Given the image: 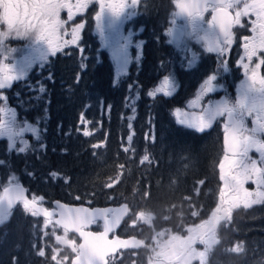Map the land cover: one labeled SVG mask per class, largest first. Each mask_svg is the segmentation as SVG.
<instances>
[{"label":"trees","instance_id":"obj_1","mask_svg":"<svg viewBox=\"0 0 264 264\" xmlns=\"http://www.w3.org/2000/svg\"><path fill=\"white\" fill-rule=\"evenodd\" d=\"M172 7V0H148L141 12L145 31H152L155 59H163L167 51L162 36L170 26ZM93 45L92 51L67 48L49 59L48 72L42 76L45 91L37 100L27 101L28 95L16 97L15 104L7 100L21 117L38 124L39 141L19 153L8 151L7 142L0 138V160L5 161L0 166L1 186L9 184L14 174L28 196L43 197L45 205L54 199L90 206L128 203L133 212H153L156 230L177 231L182 221L186 225L207 219L219 194L222 121L197 132L172 121L169 108L176 106L174 101L146 97L157 78L147 49L142 69L136 75L130 72L142 91L135 118L128 121L127 86L132 77L117 84L111 62L102 52L96 54L97 45ZM36 67L30 76L32 87L38 80L32 77ZM20 86H13L7 98ZM146 154L151 164L140 163ZM113 181L112 188L106 187ZM192 211L199 215L193 217ZM165 215L170 219L165 221ZM53 231L57 230L42 228V219L18 204L0 224V264H55L51 259L56 247ZM219 235L221 243L210 254V264H264L263 208L259 213L254 208L239 209ZM237 243L243 245V252L227 251ZM40 248L45 250L44 257L37 255ZM149 255L142 248L121 251L114 264H147Z\"/></svg>","mask_w":264,"mask_h":264},{"label":"snow or ice","instance_id":"obj_2","mask_svg":"<svg viewBox=\"0 0 264 264\" xmlns=\"http://www.w3.org/2000/svg\"><path fill=\"white\" fill-rule=\"evenodd\" d=\"M142 2L143 0H75L74 3L72 0H0V25L6 26V30H0V56L4 57L0 59V101L4 102V106H0V137H7L10 152L27 151L29 143L24 139V133L36 134L38 130L27 121L17 122L16 111L7 106L8 98L2 90L11 88L14 81L23 79L34 63L43 65L49 56H56L64 48L70 45L78 47L80 32L85 24L75 23L74 17L92 4L99 7V11L95 13L96 29L106 46L112 49L117 75L123 74L130 59L127 50L133 42V33L121 36L120 26L125 20L137 15V7ZM172 3L176 11L171 13V26L165 34L170 38L168 43L182 46L187 66L192 68L196 64L197 53L188 48L184 38L203 42L205 50L215 52L218 57L216 70L200 85L197 100L189 102L190 108L197 106V102L207 93L223 88L218 77L229 70L228 61L223 57L236 39L234 29L247 28L252 33L250 36L240 37L243 41L244 56L237 63L244 68L245 79L238 85L235 101L226 96L219 101H209L201 105L199 114L182 113L181 109L174 112L177 123L197 132H204L219 118H225L224 155L218 165L219 179L223 182L219 188V203L211 215L207 219H201L198 224L189 223L185 226L182 221L177 225V231L167 228L156 230L153 212H133L128 203L118 208L90 209L72 208L56 202L59 211H50L41 206L43 197L33 195L29 199L25 195V189L12 174L9 177L10 183L4 184L3 192L0 193V222L11 215L17 204H22L24 210L34 217L43 216L45 227L53 224L52 217L57 216L53 227L62 228L63 235H57L55 231L52 235L55 236L56 243L63 245V248H53L56 254L52 255L51 259L56 261V264H64L66 261H70V264H114V254L118 249L140 248L150 253L147 264H210V254L215 246L221 243L219 230L232 221L233 209L241 204L244 208L264 204V75L260 73L264 65V0H172ZM64 10L67 11V20H63L60 15ZM205 13H210L211 18H206ZM252 16L255 19H251ZM244 17L249 19L242 22ZM178 19L184 23L177 25ZM68 22L74 25L70 32L65 27ZM64 36H70L71 39H64ZM13 38L28 41L27 54L19 61L13 59L12 63H5L4 60L8 59L11 53L19 51L6 47V41ZM141 44L142 42L136 43L137 49ZM245 58L248 63H244ZM139 59L138 53L136 60ZM253 64L254 67L251 66ZM175 89V78L169 73L163 77L160 85L148 91L147 95L153 99L157 98V93L171 96ZM38 91H45L43 85L39 86ZM130 99L132 98H126V107L131 106L135 111V105H129L127 102ZM248 119H251V127L246 123ZM89 134L87 131L84 133L85 136ZM131 139L130 136L129 140ZM128 150L124 149L125 152ZM252 151L259 154L258 159L249 155ZM145 162H152L147 154L140 161L141 164ZM4 164L5 161L0 160V166ZM120 167L123 168L124 165ZM51 175L56 177L57 174ZM249 181L255 185L252 190L245 187ZM115 182L106 184V187L112 188ZM144 196L147 198L149 193L146 191ZM184 199L190 200L189 197ZM172 207L175 208V205ZM130 214L135 216L130 222V227H137L138 221L153 227L150 242L135 236L121 239L114 235L109 239V233H114ZM178 215L182 216L183 213ZM191 215L196 217L199 213L192 211ZM163 219L167 221L170 217L165 215ZM101 222L102 231L91 229L92 225L100 227ZM182 231L187 234H181ZM197 245H202L203 248H198ZM66 250H70L69 254L58 259V254ZM227 251L241 253L244 248L241 243H237ZM37 255L44 257L45 250L38 249Z\"/></svg>","mask_w":264,"mask_h":264},{"label":"rangeland","instance_id":"obj_3","mask_svg":"<svg viewBox=\"0 0 264 264\" xmlns=\"http://www.w3.org/2000/svg\"><path fill=\"white\" fill-rule=\"evenodd\" d=\"M147 1L148 0H143L142 4H140L137 7V15L136 16L132 17L129 20H125L123 22V24L120 26V35L121 36H127L129 34V32L133 33V36H132L133 42L128 47V50H127L128 56L130 57V59H129V63L127 64V67L125 69V72L123 74H121L119 76L117 75V67H116V62H115L114 57H113L112 49L109 48L108 46H106L104 40H102V38L99 34H98L99 37L96 38V45H97L96 54L102 52L106 55L108 60L112 62L114 68L116 69L115 81L117 84H120V83L124 82L125 79L132 77L130 75V72H132L131 68H133L135 65H137L136 64V62H137L136 56L138 54V51L136 48H134L135 46H134L133 37H134L135 33L140 31L141 29L140 28L134 29L133 27L136 25L139 26L141 24V22H140L141 12H142L143 6L145 5V3ZM172 9H173V7H172ZM82 13H80L79 15H82ZM76 17H74L75 23L83 22L82 20H79ZM250 18L255 19L254 16H252ZM248 19L249 18H246L244 21H247ZM183 23H184V21H180V22H177V25H181ZM73 26H74L73 24L69 25L68 32L71 31V28ZM248 27H250V24L248 25ZM82 31H83V29L80 32V40H81ZM235 31L239 35L240 34L249 35V36L252 35V33L250 31H248L247 28L237 27V28H235ZM238 39H239V37H238ZM79 43H80V41L78 42V44ZM167 43H168V40H167ZM184 43L187 44L188 48H190L193 52L197 53L196 64L192 68H189L187 66V59L185 58V54L181 50L182 46L177 47V45L175 43H168L169 45L166 47L167 51H166V53H164L163 59L159 58V59L154 60L153 65L155 68L153 67V73L155 75H157V78H154V84L148 90V91L154 90L155 87L159 86L165 75H168L169 73H171L174 76L175 83H176V89L172 93V95L171 96H164L163 93H157V97H163V98L171 99L172 102L173 101L175 102L176 106L169 108V116L171 117L172 121L178 125H181V124L177 123V117L174 115V112L176 109H181L182 113L187 112V113L199 114V112L201 110L200 106L207 104L209 101H213V102L219 101L220 99L227 96L228 98H230L231 101L234 102L236 99V96H237V92H238V85L240 84V82L242 80L245 79L244 68L237 63V61H239L241 59V57L244 56V49L241 45L232 43V45L227 49V51L225 52V55L223 57L224 60L228 61L229 70H228V72L223 73L222 76L218 77V81L220 84L223 85V88H220L215 92L207 93L203 97L202 100H199L197 102V106L190 108L189 102L197 100V93L200 90V85L203 83V81L207 78L208 75L212 74L216 70L218 57H217V54L215 52H207L205 50V46H204L203 42L198 43L195 39L184 38ZM68 47H66V48H68ZM73 47L78 48L79 46L77 47L76 45H73ZM64 50H65V48L62 51H64ZM58 53H60V52H58ZM189 55H190V53H189ZM85 58H86V56H83L82 59L84 60ZM0 59H4V57L0 56ZM13 59H15L16 61L18 60V58L15 55L11 56L10 61L13 62ZM254 60H255V58H254ZM46 62H44L43 65L46 64ZM244 63H248L246 58L244 60ZM141 64H142V62L140 63V66L135 68V69L136 70L140 69ZM43 65H41L39 62L34 63L32 65V67L28 70L26 75L31 76L33 74L34 68L37 66L35 69V73L37 76H40L39 71L41 69V66H43ZM251 66L254 67V64ZM83 68H84V65H83ZM260 73H261V75H264V65H262V67L260 69ZM148 74L151 77L150 73H148ZM45 79L46 78L41 77L35 83L36 84L35 87L31 86L30 80L25 81V85H26L25 88L26 89H25L24 93L22 91L18 90V87H17L16 90L19 93V95L17 93H15L13 97L7 99L8 102L13 101L15 104L16 99H17L16 97H19L21 95H23V96L28 95L25 98L27 101L28 100H37L38 98H40L44 94V92H42V93L39 92L38 88L40 85H43V87H44ZM13 83H14L13 86L20 85L18 82H13ZM33 89H36V90L33 92ZM140 89H141L140 85L136 82V80H133V77H132L130 84L127 86L128 98L131 97L132 99L128 100L127 102L129 105H132V104L135 105V111L132 110L131 106H128V109H129L128 121H131L132 119L135 118L136 107H137L136 104H137L138 96L142 91V89L141 90ZM147 93H146V97H149L147 95ZM30 94H33V95H30ZM150 98H152V97H150ZM8 102H7V106L15 109V111H16L18 123H22L24 121H27L29 124L35 126L38 130L36 134L31 133V132L24 133V139H26L28 141L29 145H30V143L38 142L39 141L38 124L29 122L24 115L21 117V115H20L21 113L18 112V110L14 106V104H13V106H11V105H9ZM0 106H4L3 101H0ZM181 118H183V116H181ZM221 118H219V119L221 120ZM216 122H214L213 124H216ZM246 123L249 125V127H251V119H248L246 121ZM221 128L223 129V125L221 126ZM0 138H4V140L7 142V144L9 143L7 137H0ZM149 139H151V135H150ZM17 143H18V141H17ZM14 152H16V151H14ZM250 156L258 159L259 154L256 153L255 151H253V153H251ZM222 183L223 182L220 181V185H222ZM245 187L252 190L255 188V185L249 181L248 183L245 184ZM2 188H3V186H1V181H0V191ZM31 198L32 197H30V199ZM217 203H219V194H218V200L216 201V205H217ZM41 204L45 205V203L43 201L41 202ZM216 205H215V207H216ZM20 206L23 207L22 204H20ZM252 208H254L255 211L259 213L262 210V208L264 210V204H256L250 208H244L243 205L241 204L240 207L233 209L232 216L239 209H252ZM27 213H29V212H27ZM133 219H135L134 215L129 216L126 223H124L123 226L121 227L120 232L123 235H135V236L139 237L140 239H144L143 237H145L144 240L150 242L149 238L153 234V228L149 224L144 223L143 221H138L137 227H130L129 226L130 222ZM1 223L2 222H0V224ZM185 226H187V224ZM42 228L57 230L56 231L57 235H63V231L59 230L57 228H54L53 224H50L48 227H45L43 219H42ZM183 234L186 235L187 233L184 232ZM55 246L57 248H63V245H58L56 243V240H55ZM197 247L201 248V249L203 248L202 245H197ZM143 251L148 252L146 249H143ZM69 252H70V250L62 251L61 253L58 254V259L62 258V256L65 254H69ZM54 254H56V253H54ZM117 259H118V255L115 256L114 262ZM54 263L56 264V261H54ZM64 264H70V261H66V262H64Z\"/></svg>","mask_w":264,"mask_h":264},{"label":"flooded vegetation","instance_id":"obj_4","mask_svg":"<svg viewBox=\"0 0 264 264\" xmlns=\"http://www.w3.org/2000/svg\"><path fill=\"white\" fill-rule=\"evenodd\" d=\"M72 2H75V0H72ZM97 11H99L98 5L92 4V5H89V8L87 10L83 11L82 15H78L76 17L77 19L82 20L83 23L85 24V27L83 28V31H82V34H81V40H80V43H79V47L87 48L90 51H92L91 48L94 46L93 43L96 44V38L99 37V35H100L98 33V31L96 30L95 13ZM60 15H61V18L63 20H67V11L66 10L62 11ZM205 16L208 19L211 18L210 13H205ZM246 18H248V17L242 18V22H244V20ZM71 24H73V23L72 22H68V24L65 26L67 31L69 30V25H71ZM169 27L170 26H168L167 29ZM133 28L134 29H138V28L141 29L140 31L136 32L134 37H133L134 46H135L134 48L137 49V47H136V43L137 42H142L141 47L139 49H137V51H138V53L140 55V59H139V61L136 62L137 65H135L133 68H131L133 74L136 75V73L138 74L139 71L142 69V65H143V61H144V57H145V50L146 49H147V56L146 57H147V60L149 61L150 64H152L154 62L155 58H154V53H153L152 31L151 30L145 31V27H144L143 24H140L139 26L136 25ZM0 30H6V26L0 25ZM165 33H166V31L164 32V34L162 36V39H163L164 43L169 45L167 43V40H169L170 38L168 36H166ZM234 33H235L236 39H234L233 43L239 44V45L242 46L243 41L240 39V37L245 36V35H243V34L239 35L238 33H236L235 29H234ZM106 34H107V30H106ZM238 37H239V39H238ZM63 38L64 39H71L70 36H64ZM27 44H28V41L26 39H15V38H13V39H9V40L6 41V47L7 48H14V49H18L19 50L17 52L11 53V56L15 55L18 58L17 61H19L24 55L27 54V49H26V45ZM68 48H73V45H70ZM65 49H67V48H65ZM11 56L7 60H4V62L5 63H12L10 61ZM52 57L53 56H49L48 60L52 59ZM141 62H142V64H141L140 69L136 70L135 68L139 67ZM111 65L113 67V72H115L116 69L114 68L112 62H111ZM47 72H48L47 64H44L43 66H41V69L39 71L40 76H37L35 74L32 77H33V79L37 80V78H38V80H39L42 76H44L43 74H45ZM115 76H116V72H115ZM27 80H30V76L29 75H25L24 78L19 80V81H14V82H18L19 84H21V86H20L21 90L20 91H22L23 93L25 91V89H24L25 88V81H27ZM13 85H14V83H13ZM13 85H12V87H13ZM11 88H9L7 90H2V91H4V94H7V92H9L11 90ZM11 93H12V96H14L15 93H17L19 95L17 90H12ZM221 121H222L221 126L223 125V131H224V123H223V119L222 118H221ZM251 153H253V151L250 152L249 155ZM220 186H219V188H220ZM96 227H97V225H96Z\"/></svg>","mask_w":264,"mask_h":264},{"label":"water","instance_id":"obj_5","mask_svg":"<svg viewBox=\"0 0 264 264\" xmlns=\"http://www.w3.org/2000/svg\"><path fill=\"white\" fill-rule=\"evenodd\" d=\"M174 11H176V8H175V5H174V8H173V12ZM177 21H180L179 19L177 20ZM224 121H225V118L223 117V123H224ZM223 144H224V132L222 133V135H221V148H222V152H223ZM223 155H224V152H223ZM22 186V185H21ZM23 187V186H22ZM24 188V187H23ZM25 189V188H24ZM3 192V189H1V193ZM25 195L28 197V195H27V191H26V189H25ZM29 198V197H28ZM56 202H59L60 204H63V205H68L69 207H72V208H77V207H84V208H90V209H99V208H118V207H120V205H122V204H124V202H121V203H118V204H115V205H106V206H90V205H87V204H73V203H67V202H63V201H60V200H56V199H54V200H52L51 202H50V206H48V207H46V208H48L50 211H52V210H55V211H59V209H58V207H57V203ZM42 207H45V206H43V205H41ZM41 218H43V216H40ZM126 218V217H125ZM44 219V218H43ZM56 219H58V217L57 216H53L52 217V221H53V224H54V221L56 220ZM122 223H123V221H122ZM122 223H121V225H122ZM92 227V226H91ZM120 228V227H119ZM119 228H117L115 231H117ZM60 229H62V228H60ZM103 229H102V222H101V229L100 230H98V231H102ZM111 233H109V235H110ZM114 235H116V234H113L112 236H109V239H112L113 238V236ZM121 239H129V238H131V237H133V235H130V236H126V237H122V236H119ZM136 237V236H135ZM137 239H139L138 237H136ZM121 250H136V249H118L117 250V252L118 251H121ZM116 252V253H117ZM115 253V254H116ZM114 254V255H115Z\"/></svg>","mask_w":264,"mask_h":264}]
</instances>
